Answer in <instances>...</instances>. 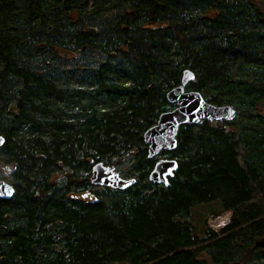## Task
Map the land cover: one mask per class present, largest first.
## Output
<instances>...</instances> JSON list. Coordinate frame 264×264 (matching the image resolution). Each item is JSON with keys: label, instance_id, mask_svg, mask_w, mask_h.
I'll return each mask as SVG.
<instances>
[{"label": "trees", "instance_id": "16d2710c", "mask_svg": "<svg viewBox=\"0 0 264 264\" xmlns=\"http://www.w3.org/2000/svg\"><path fill=\"white\" fill-rule=\"evenodd\" d=\"M185 71L235 114L149 158ZM263 107L264 0H0V264H264ZM100 161L136 182L93 184ZM212 201L231 216L199 233Z\"/></svg>", "mask_w": 264, "mask_h": 264}, {"label": "water", "instance_id": "95a60500", "mask_svg": "<svg viewBox=\"0 0 264 264\" xmlns=\"http://www.w3.org/2000/svg\"><path fill=\"white\" fill-rule=\"evenodd\" d=\"M193 78L190 72L185 71L182 83L167 93V98L177 106L170 111L160 114L155 125L144 133L148 144V157L154 158L162 150L171 151L177 146V133L184 123H198L202 119H228L236 109L231 104L216 105L207 101L200 91L185 90L187 82ZM4 137L0 135V145ZM178 169V161L173 158H160L150 173V180L155 183L169 184V177L174 176ZM91 181L93 184L127 188L136 182L135 178H126L120 175L115 167L100 161L94 164ZM14 185L5 179H0V197L9 199L14 195ZM264 244V241L262 242Z\"/></svg>", "mask_w": 264, "mask_h": 264}, {"label": "rangeland", "instance_id": "374dc122", "mask_svg": "<svg viewBox=\"0 0 264 264\" xmlns=\"http://www.w3.org/2000/svg\"><path fill=\"white\" fill-rule=\"evenodd\" d=\"M211 213H215V215L221 216L211 217ZM230 216V211L222 212L218 202L212 201L194 206L192 208L191 221L196 224L197 231L199 233H202L206 229V227H212L216 230L219 229L221 227V224L227 222Z\"/></svg>", "mask_w": 264, "mask_h": 264}, {"label": "built area", "instance_id": "2783aa9c", "mask_svg": "<svg viewBox=\"0 0 264 264\" xmlns=\"http://www.w3.org/2000/svg\"><path fill=\"white\" fill-rule=\"evenodd\" d=\"M218 216H221V215H218ZM218 216H217V217H218ZM211 217H215V216H211ZM228 220H229V219H228ZM228 220H227V222L222 223V224H221V227L224 226V225H226V224L228 223Z\"/></svg>", "mask_w": 264, "mask_h": 264}]
</instances>
